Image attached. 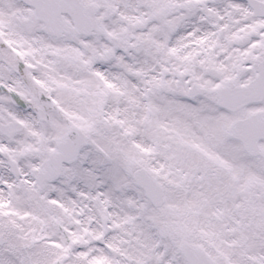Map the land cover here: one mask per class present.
<instances>
[{
  "label": "snow or ice",
  "instance_id": "1",
  "mask_svg": "<svg viewBox=\"0 0 264 264\" xmlns=\"http://www.w3.org/2000/svg\"><path fill=\"white\" fill-rule=\"evenodd\" d=\"M0 264H264V0H0Z\"/></svg>",
  "mask_w": 264,
  "mask_h": 264
}]
</instances>
